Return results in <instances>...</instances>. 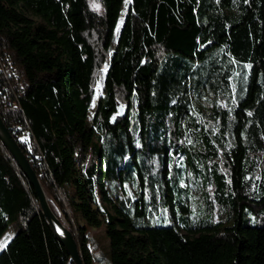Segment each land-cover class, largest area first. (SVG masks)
Listing matches in <instances>:
<instances>
[{
	"label": "trees",
	"instance_id": "obj_1",
	"mask_svg": "<svg viewBox=\"0 0 264 264\" xmlns=\"http://www.w3.org/2000/svg\"><path fill=\"white\" fill-rule=\"evenodd\" d=\"M98 1L0 0V112L84 264H264V0ZM0 264H73L1 138Z\"/></svg>",
	"mask_w": 264,
	"mask_h": 264
},
{
	"label": "water",
	"instance_id": "obj_2",
	"mask_svg": "<svg viewBox=\"0 0 264 264\" xmlns=\"http://www.w3.org/2000/svg\"><path fill=\"white\" fill-rule=\"evenodd\" d=\"M0 138L2 142L5 144L17 164L21 167L23 172L26 174L31 184L35 188L37 193L42 212L49 219L50 223L54 227L56 233L60 237L61 241L65 245L69 255L71 262L73 264H84L81 251L79 249L78 242L66 222L59 218L54 210L51 207L49 202V198L46 194V191L41 183V180L35 171L32 163L29 158L23 151L21 145L14 137L6 122L0 112Z\"/></svg>",
	"mask_w": 264,
	"mask_h": 264
},
{
	"label": "rangeland",
	"instance_id": "obj_3",
	"mask_svg": "<svg viewBox=\"0 0 264 264\" xmlns=\"http://www.w3.org/2000/svg\"><path fill=\"white\" fill-rule=\"evenodd\" d=\"M92 5L97 8L98 10L101 9L100 2L98 0H91ZM124 16V15H122ZM122 24V21L120 22V25ZM119 25V26H120ZM104 94V87H103V80L100 79L97 83L96 86V97L95 100L97 101L98 98ZM186 166V172H185V181L184 183L187 184L190 189H191V198L189 199V205L193 211H199L201 210V207L205 205V200H204V190L203 186L201 184L200 178H196L193 169L190 164H185ZM60 218V217H59ZM65 221V219L63 218ZM66 222V221H65ZM169 223H166L168 225ZM67 225V223H66ZM16 229L13 225L7 230L3 238L1 239L2 243H6L11 237L15 234ZM94 236L98 237V240H100V243H105L106 239L103 238V234L106 236L105 233V228L97 229V228H92L91 232ZM92 248L94 249L95 252L97 253H102V249L100 248L99 244L98 246H95L92 244ZM105 264H110V258L109 254L105 258Z\"/></svg>",
	"mask_w": 264,
	"mask_h": 264
},
{
	"label": "built area",
	"instance_id": "obj_4",
	"mask_svg": "<svg viewBox=\"0 0 264 264\" xmlns=\"http://www.w3.org/2000/svg\"><path fill=\"white\" fill-rule=\"evenodd\" d=\"M29 134H30V131H29L28 128H26V129L23 131V136H24V137H27V136H29Z\"/></svg>",
	"mask_w": 264,
	"mask_h": 264
}]
</instances>
